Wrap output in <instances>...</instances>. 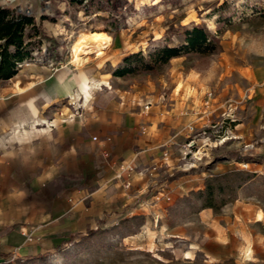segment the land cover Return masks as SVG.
Instances as JSON below:
<instances>
[{
	"label": "rangeland",
	"instance_id": "1",
	"mask_svg": "<svg viewBox=\"0 0 264 264\" xmlns=\"http://www.w3.org/2000/svg\"><path fill=\"white\" fill-rule=\"evenodd\" d=\"M121 1L117 15L108 0H0V8L35 21L24 36L31 59L0 88L19 91L30 86L33 69L55 67L49 62L54 44L71 62L70 45L81 35L97 32L107 42L88 44L82 64H69L83 70L89 98L77 91L67 99L51 119L53 130L45 127L51 120L9 116L17 124L7 131L9 143L85 121L99 108L110 121L134 120L113 147L129 146L135 153L130 164L149 169L125 192L114 179L123 162L108 155L107 180L99 197L87 201L101 213L96 229H82L72 242L58 240L47 250L29 235L22 246L28 250H14L1 264H264V103H256L249 84L252 69L264 68V0ZM195 27L216 39L211 52H187L153 72L114 76L133 54L147 59L157 49L183 46ZM146 101L148 112L142 110ZM75 112L80 117L67 119ZM52 187L55 212L70 198L83 202L74 197L81 181L61 178ZM62 234L59 228L50 236Z\"/></svg>",
	"mask_w": 264,
	"mask_h": 264
},
{
	"label": "crops",
	"instance_id": "2",
	"mask_svg": "<svg viewBox=\"0 0 264 264\" xmlns=\"http://www.w3.org/2000/svg\"><path fill=\"white\" fill-rule=\"evenodd\" d=\"M54 46L56 49L53 54L50 52L49 62L55 67L33 69L30 86L19 91L0 88V264L14 250L21 251L22 246L27 245L25 240L29 235L43 240L40 245L47 250L58 240L62 245L64 239L76 237L82 229H96V220L101 219V213L87 201L94 193L91 198L99 197L97 190L104 185L111 171L110 162L103 153H113L112 159L127 163L135 158L134 150L129 146L113 147L123 127L133 126L134 120L123 116L110 121L99 108L94 109L85 121L77 119L74 123L58 126L41 138L26 140L22 137L9 143L12 138L8 137L7 131L17 126L8 122L9 116L17 115V121L26 116V123L49 122L77 91L87 92L83 89V85H88L83 84V70L74 72L75 69L69 67L71 62L61 56L59 45ZM249 84L256 103H264V68L252 69ZM255 114V120L259 121L258 106ZM61 178L82 182L83 188L74 197L83 198V202L70 198L69 206L55 212L56 191L50 186ZM45 185L48 187L47 201L41 195L46 190ZM59 228L62 235L50 236Z\"/></svg>",
	"mask_w": 264,
	"mask_h": 264
},
{
	"label": "trees",
	"instance_id": "3",
	"mask_svg": "<svg viewBox=\"0 0 264 264\" xmlns=\"http://www.w3.org/2000/svg\"><path fill=\"white\" fill-rule=\"evenodd\" d=\"M121 0H108L110 8L121 15ZM27 28H35L32 17L16 14L0 8V80L6 81L17 74V67L31 59L29 43L24 41ZM216 39L210 38L206 31L195 27L185 33L184 45L181 47H163L144 59L140 53L133 54L124 59L122 69L116 71L114 76L122 77L136 71L153 72L157 67L166 65L172 59L183 53L194 52L198 54L209 53L215 48ZM135 63L134 67L131 65ZM75 236L62 241V245L73 241Z\"/></svg>",
	"mask_w": 264,
	"mask_h": 264
},
{
	"label": "built area",
	"instance_id": "4",
	"mask_svg": "<svg viewBox=\"0 0 264 264\" xmlns=\"http://www.w3.org/2000/svg\"><path fill=\"white\" fill-rule=\"evenodd\" d=\"M20 66V65H19ZM108 90H110V87H107ZM139 105V104H138ZM141 106V105H139ZM152 104L151 102H144L142 104V110H144V112H148L149 109L151 108ZM60 116H62V113H59ZM74 116H78L80 117L79 112H75L73 113V115H69L67 117V119H71L72 117L74 118ZM65 120H62V122H64ZM45 127L48 128V130H53L56 128V125L54 123V120H51L48 124H45ZM189 130H193L192 127L189 128ZM93 140H96V138H93ZM191 148H193V144L192 142L189 143L188 145H186L185 147H183V154L185 156H187L188 154L191 153ZM104 158L108 157V153L104 152L103 153ZM149 171L148 168H143L140 170H136V168L131 165L130 163H120L116 166V171L114 174V179L116 180V182L119 184V186L121 187V189L125 192H127L130 187H131V183H132V179L135 176H144L147 172Z\"/></svg>",
	"mask_w": 264,
	"mask_h": 264
},
{
	"label": "bare ground",
	"instance_id": "5",
	"mask_svg": "<svg viewBox=\"0 0 264 264\" xmlns=\"http://www.w3.org/2000/svg\"><path fill=\"white\" fill-rule=\"evenodd\" d=\"M106 44L107 42L103 39V36L97 32H89L81 35L76 41H74L69 48L71 63L76 66H80L83 62L84 52L86 47L90 43H101ZM87 92L79 95H83L87 100L89 98V86H86Z\"/></svg>",
	"mask_w": 264,
	"mask_h": 264
}]
</instances>
